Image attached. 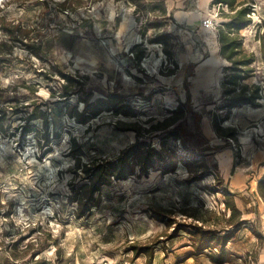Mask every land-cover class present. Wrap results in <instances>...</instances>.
Here are the masks:
<instances>
[{"label": "rangeland", "instance_id": "obj_1", "mask_svg": "<svg viewBox=\"0 0 264 264\" xmlns=\"http://www.w3.org/2000/svg\"><path fill=\"white\" fill-rule=\"evenodd\" d=\"M231 1L0 0V89H16L0 99V264H264V0ZM240 7L248 66L220 54ZM58 71L76 81L66 101ZM109 93L121 113L70 116ZM240 93L256 105L230 107ZM136 140L165 163L90 194L80 166Z\"/></svg>", "mask_w": 264, "mask_h": 264}, {"label": "trees", "instance_id": "obj_2", "mask_svg": "<svg viewBox=\"0 0 264 264\" xmlns=\"http://www.w3.org/2000/svg\"><path fill=\"white\" fill-rule=\"evenodd\" d=\"M216 3L226 4L228 8H230L229 6H232L231 0H216ZM248 14H249V8L247 7H240L236 9L234 11V15L229 16L230 20L224 23V26L227 28V30L221 29L219 33V38H220V43H221L220 54L222 55V57L230 61L232 66H248L254 61L253 55H248V56L241 55L240 57H237L238 54H241V37H239L238 35H232V33H234V30L238 31L244 26L250 24V18L247 16ZM58 72L63 82H65L61 85L62 91L58 95L59 101H66L70 94L77 92L74 88H72L73 82H76V81L70 75H66L60 71ZM239 78L240 77H234L230 83L235 84L236 81L239 80ZM241 78L244 79L246 77H241ZM8 90L9 89H6L5 91H3V89H0V92H1L0 99L3 100L2 102H6V101L11 102L15 100L13 99L16 97L13 93L16 90L15 87L11 88L10 90L12 94L3 95L4 92H7ZM35 90L36 89L33 90V93L35 92ZM256 98L258 97H256L255 94L245 95L244 93H240L238 95H233L229 99V102H230L229 106L234 107V106H237L238 104H251L255 106ZM83 102L85 106L83 110L74 111V113H69L71 117H74L79 122H85L86 119L91 114H98L102 110L112 111L113 113H116V114L121 113L123 110V106H124L122 97L116 93L114 94L109 93L107 95V99L104 100V99L99 98V99H96L91 104L87 103L86 100H83ZM42 104H46V103H42ZM178 108L180 107H177L174 112H177V110H179ZM7 110H12V108L11 109H8V107L2 108V109L0 108V122L3 120V115L5 114ZM36 110L37 108H35L34 112H36ZM9 112H12V111H9ZM190 114L195 115V118L200 117V115L194 111H190ZM182 115H183V112H179L178 115L175 117V119L180 118ZM42 117H44V121H45L43 140L47 145V142H48V133L46 132L47 127H48L47 119L44 113L42 114ZM34 118H36L35 113H31L27 119H34ZM173 121H174V118H173ZM172 123L173 122L167 123V121L160 122L155 125L149 126V128H147L145 132L149 133L152 130L166 129ZM0 128H1V125H0ZM22 130L24 134L25 132H28L30 128L23 126ZM132 130H134L137 133L139 131L138 128H134V127H132ZM176 130L177 129L169 131L168 133L170 134L169 136L177 137L178 135L175 133ZM157 159L162 164L165 163L164 157L160 155V152L157 149H155L154 147H151L144 140H136L135 142L130 144L128 147H126L122 151L121 155H119L115 159L104 161L102 163L97 164V166H92V167L90 166V164L89 165L82 164L80 166V170H84L85 174L91 180V183L88 186V188H89V193L92 194L95 190L98 189V188H95L94 186L96 183V180L102 178L103 180L101 181V183H104L109 179L111 175L116 179H125L129 174H133V164L134 163L138 165L139 169L143 173H147L149 168H152L156 165ZM78 167H79V163H78ZM86 198H88V196H86ZM153 210H154V216L156 219L162 222H165L168 219V216L161 209H158V210L153 209ZM204 248L206 247L201 245L198 250L201 251Z\"/></svg>", "mask_w": 264, "mask_h": 264}, {"label": "built area", "instance_id": "obj_3", "mask_svg": "<svg viewBox=\"0 0 264 264\" xmlns=\"http://www.w3.org/2000/svg\"><path fill=\"white\" fill-rule=\"evenodd\" d=\"M219 8L221 7L223 9V7L227 8L226 4H222V3H218ZM205 26L210 28L213 27V22L211 21V19H207L205 22Z\"/></svg>", "mask_w": 264, "mask_h": 264}, {"label": "crops", "instance_id": "obj_4", "mask_svg": "<svg viewBox=\"0 0 264 264\" xmlns=\"http://www.w3.org/2000/svg\"><path fill=\"white\" fill-rule=\"evenodd\" d=\"M232 108H236V106L232 107Z\"/></svg>", "mask_w": 264, "mask_h": 264}]
</instances>
